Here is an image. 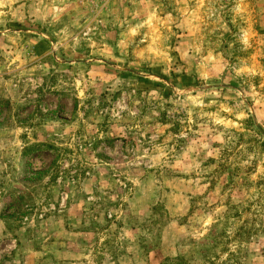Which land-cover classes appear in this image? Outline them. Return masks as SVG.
Here are the masks:
<instances>
[{"label":"rangeland","instance_id":"obj_1","mask_svg":"<svg viewBox=\"0 0 264 264\" xmlns=\"http://www.w3.org/2000/svg\"><path fill=\"white\" fill-rule=\"evenodd\" d=\"M264 0H0V264H264Z\"/></svg>","mask_w":264,"mask_h":264},{"label":"crops","instance_id":"obj_2","mask_svg":"<svg viewBox=\"0 0 264 264\" xmlns=\"http://www.w3.org/2000/svg\"><path fill=\"white\" fill-rule=\"evenodd\" d=\"M260 25L263 27L264 29V24L260 23ZM256 44H257V54L259 55H263L264 56V35H262V37H258L256 40Z\"/></svg>","mask_w":264,"mask_h":264}]
</instances>
